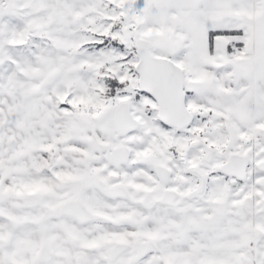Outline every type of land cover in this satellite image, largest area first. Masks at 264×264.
<instances>
[{
	"label": "snow or ice",
	"instance_id": "snow-or-ice-1",
	"mask_svg": "<svg viewBox=\"0 0 264 264\" xmlns=\"http://www.w3.org/2000/svg\"><path fill=\"white\" fill-rule=\"evenodd\" d=\"M0 264H264V0H0Z\"/></svg>",
	"mask_w": 264,
	"mask_h": 264
}]
</instances>
